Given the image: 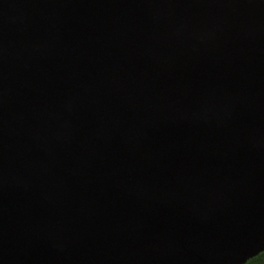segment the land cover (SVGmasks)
Segmentation results:
<instances>
[{
  "label": "water",
  "instance_id": "water-1",
  "mask_svg": "<svg viewBox=\"0 0 264 264\" xmlns=\"http://www.w3.org/2000/svg\"><path fill=\"white\" fill-rule=\"evenodd\" d=\"M263 250L264 0H0V264Z\"/></svg>",
  "mask_w": 264,
  "mask_h": 264
},
{
  "label": "trees",
  "instance_id": "trees-1",
  "mask_svg": "<svg viewBox=\"0 0 264 264\" xmlns=\"http://www.w3.org/2000/svg\"><path fill=\"white\" fill-rule=\"evenodd\" d=\"M243 264H264V250L259 252L257 255L249 258Z\"/></svg>",
  "mask_w": 264,
  "mask_h": 264
}]
</instances>
